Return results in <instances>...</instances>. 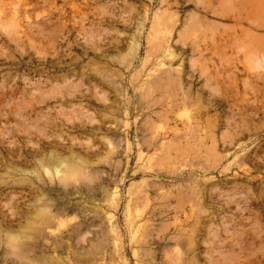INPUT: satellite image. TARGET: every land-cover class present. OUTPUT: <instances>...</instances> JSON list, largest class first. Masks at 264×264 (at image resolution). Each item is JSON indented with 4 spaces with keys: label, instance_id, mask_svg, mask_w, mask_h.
Segmentation results:
<instances>
[{
    "label": "rangeland",
    "instance_id": "obj_1",
    "mask_svg": "<svg viewBox=\"0 0 264 264\" xmlns=\"http://www.w3.org/2000/svg\"><path fill=\"white\" fill-rule=\"evenodd\" d=\"M0 264H264V0H0Z\"/></svg>",
    "mask_w": 264,
    "mask_h": 264
}]
</instances>
